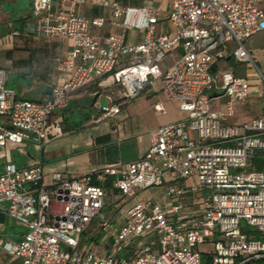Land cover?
I'll return each instance as SVG.
<instances>
[{
    "label": "built area",
    "instance_id": "built-area-1",
    "mask_svg": "<svg viewBox=\"0 0 264 264\" xmlns=\"http://www.w3.org/2000/svg\"><path fill=\"white\" fill-rule=\"evenodd\" d=\"M86 1L33 0L31 31L72 41L57 65L65 79L46 101L22 99L7 86V71L0 68V146L44 145L53 131V114L72 94L102 79L104 86L120 88L106 94L109 107H100L108 115L160 80L167 96L188 117L153 128L149 149L136 161L72 177L57 172L53 184L46 183L41 164H7L0 172V222L9 218L24 231L14 238L0 228V264L263 261L264 239L255 235L264 234V115L230 123L237 103L247 101L250 83L233 71L218 77L215 66L232 44L238 61L257 66L246 41L264 30V0H166L174 35L158 33L162 7L93 0L111 8L110 23L124 30L103 41L91 27H103L107 20L84 16L80 8ZM128 29L144 31L143 41L127 42ZM178 48L180 56L165 66V59ZM222 97L226 101L221 108L212 109V101ZM155 109L166 112L162 103ZM155 186H166L160 200L140 197ZM110 189L125 204L133 203L120 208L116 230L103 234L112 223L103 213ZM94 222L97 239L83 243V234ZM123 251L127 257H120ZM204 251L209 253L206 259Z\"/></svg>",
    "mask_w": 264,
    "mask_h": 264
},
{
    "label": "crops",
    "instance_id": "crops-1",
    "mask_svg": "<svg viewBox=\"0 0 264 264\" xmlns=\"http://www.w3.org/2000/svg\"><path fill=\"white\" fill-rule=\"evenodd\" d=\"M116 1L125 7H162L158 33L175 34L173 24L167 19L169 4L166 0ZM32 2L33 0H0V68L7 71V86L14 89L19 98L46 101L51 98L54 86L65 79V73L59 71L57 65L71 49L72 41L33 33L30 29L35 23ZM262 5L264 6V1ZM80 11L91 20L99 17L107 20L103 27H91V32L100 41L111 34L124 33L121 26L110 23L111 8L87 0ZM253 36L246 41V46L256 58L257 66L238 61L234 56L233 44L223 53V57L241 63V68L245 70L225 72L233 71L238 76L247 78L250 83L247 101L237 103L235 115L228 120L232 124H243L264 115V81L261 79V72L264 73V46H256L251 40ZM144 37L145 32L141 30L128 29L125 32L126 41L129 43H140ZM181 51V48L176 49L173 55L165 59L164 65H171L174 59L180 56ZM219 61L220 59L215 66V72L219 69ZM106 79L111 81L110 78ZM101 81L103 79L72 94L67 104L53 114V131L44 145L34 142H9L4 147L0 146V172L7 164H14L18 168L41 164L46 183L53 184V174L57 172L72 177L96 172L111 164L125 165L138 160L147 152L150 146V131L153 128L188 117V112L180 109L178 103L167 96L160 80L148 86L133 100L122 101V106L115 114L102 113L99 111V99L111 90H117L119 86L106 87ZM98 92L102 94L96 99ZM215 100L219 102L214 104L212 109L219 110L226 97L213 101ZM157 103H162L165 113L155 109ZM89 113L90 118L81 129H72L74 124L85 120ZM64 119L68 120L70 125L64 124ZM63 127L72 130L68 131ZM177 183L187 185V182L182 180ZM164 188L166 189V186ZM165 189L159 194L147 190L142 192L140 197L160 200ZM111 194L119 195L117 191L110 189L107 196ZM117 202L113 201L118 204L113 212L104 214L119 226L120 208L132 204L133 201L122 205ZM0 228L12 234L14 238H18L24 231L14 220L5 217L1 218Z\"/></svg>",
    "mask_w": 264,
    "mask_h": 264
},
{
    "label": "rangeland",
    "instance_id": "rangeland-1",
    "mask_svg": "<svg viewBox=\"0 0 264 264\" xmlns=\"http://www.w3.org/2000/svg\"><path fill=\"white\" fill-rule=\"evenodd\" d=\"M251 40L256 46H264V31L259 32L258 34L256 33V35H254ZM218 68H219L218 71L215 72V74L218 77H220L226 70H236V71H244L245 72V70L241 68V63H238L235 60H227L226 57H223L220 59ZM92 87L94 88V86H92ZM119 89L120 88L117 87L118 91H119ZM117 90H115V91L117 92ZM119 98H120V96L117 94L116 99H119ZM172 101H174V100H172ZM174 102H176V101H174ZM217 102H219V100L213 101L212 106L214 104H216ZM110 104H111L110 100L106 96L101 97L99 99V107L107 108V107H109ZM233 172L238 173L239 171L234 169ZM163 189H165L164 186H160V187L155 186V187L150 188L149 190H150V192H154V193L159 194L163 191ZM206 193H208V192L206 191ZM113 201H118L117 203H119V205L124 204V199H123V197H121L120 194L118 196H113V194L108 195L107 199H106V205L103 209V213L109 214V213L113 212V210L116 209V205H118V204L113 203ZM116 228H117L116 224L114 222H112L102 233L103 234L111 233V232L115 231ZM251 230L257 232V228L254 226L251 227ZM98 232H99V230H98V227L96 226V222H95L93 224V226L90 227L88 229V231L83 234V243L90 244L94 239H97V233ZM255 238H263L264 239V234L256 233ZM107 246H108L109 251H111L112 246H113V241L109 240L107 242ZM203 250H204V248H203ZM120 257H127V251L121 252ZM208 257H209V253H206L204 251V258L206 259ZM10 264H19V263L18 262H11ZM205 264H207L206 261H205ZM257 264H264V260L258 262Z\"/></svg>",
    "mask_w": 264,
    "mask_h": 264
},
{
    "label": "trees",
    "instance_id": "trees-1",
    "mask_svg": "<svg viewBox=\"0 0 264 264\" xmlns=\"http://www.w3.org/2000/svg\"><path fill=\"white\" fill-rule=\"evenodd\" d=\"M101 94H102V92H98L97 93V95H96V99H98L100 96H101ZM122 106V104L120 105V107ZM100 112H102V113H105L104 112V110L103 109H101L100 108V110H99ZM90 113L87 115V118L85 119V120H82L81 122H79L78 124H74L73 125V127L74 128H72V129H74V130H77V129H81L84 125H85V123H86V121L90 118ZM64 124L66 123V124H68V125H70L69 124V121L68 120H66V119H64V122H63ZM65 130H68L69 128H67V127H63ZM72 129H69V130H72ZM68 130V131H69Z\"/></svg>",
    "mask_w": 264,
    "mask_h": 264
},
{
    "label": "water",
    "instance_id": "water-1",
    "mask_svg": "<svg viewBox=\"0 0 264 264\" xmlns=\"http://www.w3.org/2000/svg\"><path fill=\"white\" fill-rule=\"evenodd\" d=\"M220 58H222V57L220 56ZM216 95H220V94H216Z\"/></svg>",
    "mask_w": 264,
    "mask_h": 264
}]
</instances>
